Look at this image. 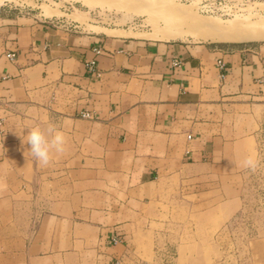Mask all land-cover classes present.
<instances>
[{
    "label": "crops",
    "instance_id": "1",
    "mask_svg": "<svg viewBox=\"0 0 264 264\" xmlns=\"http://www.w3.org/2000/svg\"><path fill=\"white\" fill-rule=\"evenodd\" d=\"M1 11L0 165L27 166L29 203L42 204V221L86 233L75 243L92 264L129 252L133 203L158 207L178 190L206 195L212 173L242 170L236 164L243 154L231 147L260 125L264 44L150 42L119 29L20 22ZM11 52L13 61L5 57ZM173 57L180 68L170 66ZM37 124L67 140L63 154L42 168L23 142ZM6 142L17 151L4 152ZM114 233L124 242L109 246ZM36 245H24V256L32 258Z\"/></svg>",
    "mask_w": 264,
    "mask_h": 264
},
{
    "label": "rangeland",
    "instance_id": "2",
    "mask_svg": "<svg viewBox=\"0 0 264 264\" xmlns=\"http://www.w3.org/2000/svg\"><path fill=\"white\" fill-rule=\"evenodd\" d=\"M114 1L98 0V5L87 7L76 0H0V9L5 10L1 11L2 17H18L20 22L30 19L60 26L71 24L84 32L119 29L116 34L150 42L229 47L264 44V40L219 41L223 35L234 34L232 30L239 31V27L244 32V19L247 23V19H263L264 0ZM234 20L242 24L237 25L239 22L235 24ZM232 21V27L236 26L230 32L228 23ZM207 22L209 31L204 30ZM215 22L228 27V31L221 27L217 31L218 26L214 31ZM164 27H170L166 38ZM174 60L180 63L179 67L172 65ZM170 66L180 68L181 60L173 57ZM6 144L4 152L17 151L15 145ZM231 148L243 154L236 164V169L242 170L220 173L218 178L212 173L208 194L199 196L198 191L186 194L178 190L158 207L133 203L131 209L137 214H132L126 229L130 235L126 238L128 243L125 241L129 252L107 264H264V112L255 136ZM247 156L257 161L254 171L240 166ZM29 182L30 174L23 163L15 161L12 169L0 165V264H92L90 253L75 243L76 239L86 238V233L42 221V204L29 203L27 199ZM31 241L37 245L32 258H28L22 250ZM106 242L109 246L123 243V235L114 233Z\"/></svg>",
    "mask_w": 264,
    "mask_h": 264
},
{
    "label": "clouds",
    "instance_id": "3",
    "mask_svg": "<svg viewBox=\"0 0 264 264\" xmlns=\"http://www.w3.org/2000/svg\"><path fill=\"white\" fill-rule=\"evenodd\" d=\"M28 129L29 132L23 142L30 146L27 153L31 154L38 165L48 166L54 155L63 154L65 151L66 136L54 126L50 125L47 129H42L37 124ZM240 166L254 171L257 167V161L254 157L247 156L240 161Z\"/></svg>",
    "mask_w": 264,
    "mask_h": 264
},
{
    "label": "bare ground",
    "instance_id": "4",
    "mask_svg": "<svg viewBox=\"0 0 264 264\" xmlns=\"http://www.w3.org/2000/svg\"><path fill=\"white\" fill-rule=\"evenodd\" d=\"M75 1V0H74ZM77 2H81L82 4H84L85 6H87V7H94V5L95 4H97L98 5V0H96V2L94 1V0H92L93 2H94V4H93V2L91 1H87V0H76ZM112 1V0H111ZM120 1V0H119ZM122 1V0H121ZM100 2V1H99ZM114 2H118L117 0L116 1H114ZM113 2V3H114ZM123 2V1H122ZM92 3V4H91ZM104 4V3H103ZM111 4H112V2H111ZM117 4V3H116ZM121 4V3H120ZM119 4V5H120ZM101 5V4H100ZM107 5V4H106ZM114 5V4H113ZM112 5V6H113ZM118 5V4H117ZM121 7V6H120ZM259 7H260V5H259ZM117 8H119V7H117ZM116 8V9H117ZM247 9V8H246ZM248 16V15H247ZM253 16V15H252ZM249 17H251V16H249ZM248 20V23H247V21L244 19L243 20V24L241 23V22H239V20H237L239 23L237 24V25H239L240 23L242 24L241 26H243V28H247V29H244V32H242V30L240 29V27H239V31H237V32H233V27H235L236 25V20H234V21H232V22H230V23H228L229 24V26H230V24L231 23H235V24H233V27H232V24H231V27L232 28H230L229 30H230V32H231V30H232V32L231 33H234V34H232V35H226V36H222V37H220L221 36V34H217V36H219L220 37V39H219V41H222V42H243V41H247V40H264V18L262 19L261 18V20H256V22H251V21H249L250 19H247ZM255 21V20H254ZM245 23H247V24H245ZM214 24V23H213ZM215 24H217L216 26H214L215 28H214V31L216 30V28H217V26H218V23H216L215 22ZM244 24H245V26L246 27H244ZM196 25V24H195ZM203 25V24H202ZM209 24H208V22H207V25H206V27L204 26V30H207V26H208ZM211 25H212V22H211ZM211 25H210V27H211ZM223 25V24H222ZM196 26H200V24H198V25H196ZM226 26H227V23H226ZM192 27H193V25H192ZM210 27H208L209 29H210ZM220 27L221 28H225L224 27V25H223V27L221 26V24H219V26H218V28H217V31H218V29H220ZM238 27H237V29H238ZM164 28H166V27H164ZM168 28H170V27H167L166 28V30H165V35L163 36L162 34V36L163 37H165L166 38V34H167V30H168ZM206 28V29H205ZM213 28V27H212ZM242 28V27H241ZM172 29V28H171ZM175 29H177V28H175ZM175 29L173 30V31H175ZM181 29V28H180ZM195 29V28H194ZM228 29V27L227 28H225V30L224 31H228L227 30ZM236 29V30H237ZM249 29V32H245V30H248ZM235 29H234V31H236ZM108 31V30H107ZM170 32V31H168V32H170V33H174V32ZM177 31V30H176ZM175 31V32H176ZM207 31H209V30H207ZM210 31H212L211 29H210ZM180 32H183V30H181ZM194 32V31H193ZM238 32H240V33H238ZM242 32V33H241ZM155 32H153V34H154ZM169 33V34H170ZM176 33H178V32H176ZM210 33V32H209ZM228 33V32H227ZM190 34V33H189ZM229 34V33H228ZM168 35V34H167ZM184 35V34H183ZM195 35V34H194ZM210 35V34H209ZM209 35H206L207 37L209 36ZM214 35L216 36V34L214 33ZM161 36V37H162ZM174 36H178L177 34L176 35H173V37ZM179 36H180V34H179ZM168 37V36H167ZM170 37V36H169ZM181 37V36H180ZM209 37H211V36H209ZM170 38H172V35H171V37Z\"/></svg>",
    "mask_w": 264,
    "mask_h": 264
},
{
    "label": "built area",
    "instance_id": "5",
    "mask_svg": "<svg viewBox=\"0 0 264 264\" xmlns=\"http://www.w3.org/2000/svg\"><path fill=\"white\" fill-rule=\"evenodd\" d=\"M99 53H100V51L97 50V51H96V54H99ZM5 57H6V59L9 60V61H13L14 58H15V55H14V53L11 52V53L6 54ZM93 65H94V61H91V62L88 64V67H89L90 69H92ZM172 65H173L174 67H179V66H180V63H179L177 60H174L173 63H172ZM218 68H219L220 71H221V73H220V78L223 80V79H224V74H225V66H224V64H223L222 62H220V61H218ZM83 117H87V114H83Z\"/></svg>",
    "mask_w": 264,
    "mask_h": 264
}]
</instances>
